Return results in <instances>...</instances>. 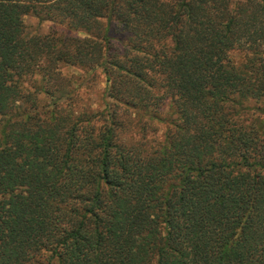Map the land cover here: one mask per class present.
Returning <instances> with one entry per match:
<instances>
[{"label":"trees","instance_id":"trees-1","mask_svg":"<svg viewBox=\"0 0 264 264\" xmlns=\"http://www.w3.org/2000/svg\"><path fill=\"white\" fill-rule=\"evenodd\" d=\"M0 264H264V0H0Z\"/></svg>","mask_w":264,"mask_h":264},{"label":"rangeland","instance_id":"rangeland-1","mask_svg":"<svg viewBox=\"0 0 264 264\" xmlns=\"http://www.w3.org/2000/svg\"><path fill=\"white\" fill-rule=\"evenodd\" d=\"M24 23H25V31H26V33H29V34H34V33L45 34V33H48L50 31L54 30V29L57 30V27L55 25H53L51 22L40 21L37 17L32 16V15L25 16L24 17ZM110 32H113L112 29H110ZM114 36H116V33L113 32V38H114ZM115 43H118V42L115 41ZM97 80H99V82L97 83L96 86H97V88H100L102 90L104 87V84H105L104 79H103V75H98ZM98 96L99 95H97L96 91L91 92V97L93 98L94 101L98 102V98H99ZM156 125H157L156 127L160 128V131L162 132L163 125L162 124H156ZM160 131H159V134H161Z\"/></svg>","mask_w":264,"mask_h":264}]
</instances>
